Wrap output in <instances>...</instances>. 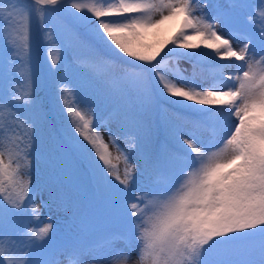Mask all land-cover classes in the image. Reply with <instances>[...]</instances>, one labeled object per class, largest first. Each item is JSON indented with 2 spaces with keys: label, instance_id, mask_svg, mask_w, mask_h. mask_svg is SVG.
<instances>
[{
  "label": "snow or ice",
  "instance_id": "6c2138e0",
  "mask_svg": "<svg viewBox=\"0 0 264 264\" xmlns=\"http://www.w3.org/2000/svg\"><path fill=\"white\" fill-rule=\"evenodd\" d=\"M62 13L56 30L48 18ZM33 18L47 42L50 110L61 121L52 152L86 167L115 224L84 225L67 244L42 217L37 196L48 205L32 183L46 115ZM62 50L92 69L116 112L97 121L93 104L81 106ZM203 64L212 68L207 84L196 72ZM17 105L28 109L23 136L2 126L21 121ZM153 106L172 146L155 156L144 152L139 116ZM119 112L123 147L110 127ZM0 264H264V0H0Z\"/></svg>",
  "mask_w": 264,
  "mask_h": 264
},
{
  "label": "rangeland",
  "instance_id": "374dc122",
  "mask_svg": "<svg viewBox=\"0 0 264 264\" xmlns=\"http://www.w3.org/2000/svg\"><path fill=\"white\" fill-rule=\"evenodd\" d=\"M211 10V8H210ZM65 14V13H64ZM67 17V15L65 14ZM68 18V17H67ZM56 30H60L59 26L55 24L53 26ZM34 39V32H33V26L31 23V35H30V43ZM180 67L186 69L189 73L193 71V65L188 60H181L179 62ZM212 69V68H211ZM83 69L75 70V78L79 81L81 84V94H80V100H81V106L85 103H91L95 107V117L97 121H100L104 119L105 117L102 115V113L105 112L102 103L100 102L99 93H100V87L98 86L97 81H93L91 78V73L82 71ZM235 69H229V72H234ZM196 72L198 73L199 77L200 73L196 69ZM212 74V72H211ZM212 78V75H209L207 81H205V84H207ZM23 118L21 121H4L2 126L8 127L10 129H14L15 134L19 136H23L26 127L23 124ZM110 127L113 133L117 134L121 137L120 139V145L121 147L124 146V140H123V134L120 131L119 126L113 122L110 123ZM100 131L104 135V139L106 142H109L110 150L112 151L113 155L115 156L116 148L112 145L111 141L109 140L108 135V127H101ZM12 132H9V135H11ZM142 156L137 154L132 157V160L134 162L138 163V166L142 164L141 162ZM67 162L72 163V168L68 169L66 167V164L64 166L65 169V176L68 178H72L75 181H79L81 183L82 180H84L83 173H80V171L76 168L75 164L71 160H67ZM114 163H117L121 170H123V163L122 161H113ZM33 177H32V183L33 186L39 185L43 200L47 202V207L44 206L41 200V196L38 195L36 198V204L40 208L41 215L45 219H51V221L54 223V228L56 230V239L61 244H67L70 243L80 232L82 226L91 224L98 230L103 229H109L114 228L115 224L109 219L107 216H100L96 212H93L94 202H87L86 199H83L82 197L85 195H82L81 197H77L76 199H73L77 202V208L74 209L71 207L73 201L65 199V197L62 193H60V200L58 196H55V191L51 189L49 186H47L46 179L49 177L50 180H52L53 176H55V180L58 184H61L60 177L63 175V170L61 168L58 169V171L54 174L51 173V169L47 167V165L40 159L37 158L33 161ZM66 181L70 183V181L66 178H64ZM140 185L141 187L145 186L146 184V178L145 177H139ZM62 198V199H61ZM64 198V199H63ZM69 201V202H68ZM83 205L88 206V211L90 214L86 217V219H83V213L80 212V208ZM85 221V222H84ZM123 246V244H121ZM131 258L133 261L137 258V252L132 251L131 252Z\"/></svg>",
  "mask_w": 264,
  "mask_h": 264
},
{
  "label": "trees",
  "instance_id": "16d2710c",
  "mask_svg": "<svg viewBox=\"0 0 264 264\" xmlns=\"http://www.w3.org/2000/svg\"><path fill=\"white\" fill-rule=\"evenodd\" d=\"M65 14L62 13L49 17L48 24L52 27L57 24L60 28L61 23L66 22V20L68 19ZM32 26L34 32V39L30 44L32 63L37 71L36 92L43 107V111L46 114L41 130L43 143L41 145H38L40 153L39 156L42 157L44 161H47L54 165L59 161V157L61 155L59 153L54 154L52 152V147L58 144V142L60 141L61 121L55 111L50 110L53 101L52 91L47 80V66L49 63V58L47 56L48 49L46 47L47 42L45 40L44 31L41 28L39 22L35 20V18H33ZM61 55L67 56V60L69 64L73 66V68L77 67V55L74 54L71 50H68L66 53L62 50ZM101 55H107V53L101 50ZM84 68L92 72V69H89L87 67ZM199 69L205 72L201 66ZM111 74L115 76H118L120 74L119 64L112 67ZM98 85L100 86V99L104 104V107L109 110V113L116 112V105L112 102L111 99H109L104 85L100 82H98ZM17 108L19 109V112L23 117L28 115V109L24 105H17ZM174 110L176 111V109ZM139 116L142 120L144 132L146 134L144 152L146 150L147 154L155 156L161 153L165 148L171 147V145L167 143L165 124L162 119V116L154 106L145 107L143 111L139 112ZM190 118H194V116ZM116 119L122 129V125L124 123L123 112H119L113 115L110 118V121H115ZM63 156L66 162L69 158L75 164L76 168L80 171V173H83L84 180H89L90 186H92L86 167L82 163H80L75 157H73L70 153H64ZM82 187L83 191L88 189L86 188L85 184H83ZM70 193L72 195H79V190H72Z\"/></svg>",
  "mask_w": 264,
  "mask_h": 264
}]
</instances>
